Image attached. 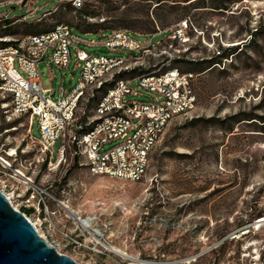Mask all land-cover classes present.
Masks as SVG:
<instances>
[{"label": "rangeland", "instance_id": "1", "mask_svg": "<svg viewBox=\"0 0 264 264\" xmlns=\"http://www.w3.org/2000/svg\"><path fill=\"white\" fill-rule=\"evenodd\" d=\"M11 1L17 3L0 5V17L14 25L3 30L0 23V37L28 35L31 27L22 22L40 24L34 28L44 32L84 20L110 31L130 26L131 38L144 44L138 66L146 73H163L175 59L202 61L204 68L221 61L201 73L176 65L193 75L196 105L169 127L140 182L92 176L67 164L51 172L35 168L27 119L0 98V190L19 212L32 209L23 214L38 235L80 264H264V224L257 229L264 218V0H162L158 22L156 1L148 8L141 0H82L93 4L95 16H80L68 0ZM148 24L151 34L142 30ZM95 32L72 28L82 41L75 47L95 56L128 55L97 45L107 31ZM80 77L74 57L66 68L38 65L40 85L56 92L54 100L66 97ZM127 81L137 94L127 101L154 98ZM31 134L40 137L36 120ZM59 146L51 148L53 159ZM31 194L32 206L26 202ZM76 212L94 218L101 235L73 221Z\"/></svg>", "mask_w": 264, "mask_h": 264}, {"label": "built area", "instance_id": "2", "mask_svg": "<svg viewBox=\"0 0 264 264\" xmlns=\"http://www.w3.org/2000/svg\"><path fill=\"white\" fill-rule=\"evenodd\" d=\"M68 2L74 11L83 5L82 0ZM16 3L0 0V5ZM130 33L107 31L97 44L108 50L124 49L128 51L127 56H95L78 49L75 44L82 41L73 35L72 27L65 24L38 35L0 39L10 43L0 47V98L7 101L12 114L27 119V137L38 156L34 159L35 168L44 167L48 172L66 164L70 168L77 159L78 167L85 168L92 176L140 182L147 173L152 153L169 127L194 110L196 98L190 73L181 74L173 69L114 81L116 75L139 67L138 53L144 49V44L131 38ZM73 57L76 68L81 70L80 80L66 97L54 100L56 92L40 85L38 65L46 61L66 68ZM127 80L135 82L139 89L148 90L154 98L147 103L127 101L126 97L137 95ZM112 81L113 86L99 98L87 118L86 125L91 128L80 133L79 105L86 102L94 90ZM35 120L38 139L31 134ZM57 141L60 146L53 159L51 148ZM109 144L113 145L105 150ZM20 178L34 186L32 179ZM33 198L31 194L27 204L32 206Z\"/></svg>", "mask_w": 264, "mask_h": 264}, {"label": "water", "instance_id": "3", "mask_svg": "<svg viewBox=\"0 0 264 264\" xmlns=\"http://www.w3.org/2000/svg\"><path fill=\"white\" fill-rule=\"evenodd\" d=\"M0 264H80L40 237L0 192Z\"/></svg>", "mask_w": 264, "mask_h": 264}, {"label": "trees", "instance_id": "4", "mask_svg": "<svg viewBox=\"0 0 264 264\" xmlns=\"http://www.w3.org/2000/svg\"><path fill=\"white\" fill-rule=\"evenodd\" d=\"M93 1H96L98 2L99 0H92L91 2ZM144 2V4L148 5V8L152 7V2L153 1H156L154 3V5H156L153 9V13H155V22H158L160 21V18L159 16L156 14V11L159 10L161 7H162V0H141ZM92 7H93V4L92 3H83L82 7L78 10H76L80 16H87V15H91V16H95L97 15L95 13L94 10H92ZM70 8H71V5H70ZM215 8V7H214ZM72 9V8H71ZM218 9V8H216ZM151 22V21H150ZM0 23H4L2 26H1V29L5 30L7 28H10L11 25H14L13 22L9 21V20H6L5 18L3 17H0ZM24 23L25 25L27 26H30L31 29H29L28 27H26V33H28V35H25V36H29V35H38V34H41V33H46V32H49L51 30H45L44 32H39V30L37 28H34L35 25H40V24H33L32 22L30 24H26L25 22H22ZM151 25V23H149ZM149 24L147 26H143L142 30L144 31H148V33H153V29H149ZM72 28H75L77 31L81 32V33H96L95 31L96 30H101V31H110L109 28L105 27V24L104 23H100V24H96V23H86L84 20L80 21V22H77L75 23L73 26H71ZM122 29H125L127 31H132L131 30V27L130 26H127V25H124L121 27ZM115 30H119V29H115ZM111 31H114V30H111ZM4 38H9L8 36H3V37H0V39H4ZM10 43L6 42V41H0V46L3 47V46H7L9 45ZM237 48L235 46L231 47V48H227L225 49L223 52V55L225 56V58H227L228 54H234V51L236 50ZM218 58V57H217ZM185 62L184 60H181V59H175L174 61H172V63L168 66V69H166L167 71L168 70H173V69H177L176 65H178L179 63H183ZM202 61L200 62H185V63H188L189 65L193 66V67H190L188 70L190 71H197V73H201L203 71H205L206 69H209L212 65L214 64H219V61L218 59H215L214 61H210V62H207L209 65L204 68L203 66H201L203 63H201ZM146 73L141 67H138L136 69H133L131 71H128V72H122L121 74L119 75H116L115 78H114V81L119 79V78H134L138 75H141V74H144ZM114 81L112 82H108V83H104L99 89H96L92 92V95H89L88 97V100L86 101L85 103V110L83 111V115L80 116V118L78 119V123L81 124V129L79 130L80 133H85L87 132L90 128H91V125H86V121H87V118L91 116V113H92V110L94 108V106L96 105V103L98 102L99 98L109 89L113 86L114 84ZM193 121L189 122V123H194V122H197L199 119H192ZM72 168H80L78 167V162H77V159L73 161L72 163ZM44 169V167H43ZM32 212V209H24V211H22V213H27V214H30Z\"/></svg>", "mask_w": 264, "mask_h": 264}, {"label": "bare ground", "instance_id": "5", "mask_svg": "<svg viewBox=\"0 0 264 264\" xmlns=\"http://www.w3.org/2000/svg\"><path fill=\"white\" fill-rule=\"evenodd\" d=\"M6 197H7V199L8 200H10L11 201V198L8 196V195H5ZM12 203V202H11ZM11 205H13V204H11ZM15 209H17V208H15ZM70 218L73 220V221H75L76 223H78V224H81V226H83L84 228H86V229H89V230H91L92 232H93V236L94 237H98V236H100L101 235V233H100V231L99 230H97V229H95V228H93V223H94V218H92V217H88V218H82L80 215H79V212H76V213H71L70 214ZM258 224L259 223H262L261 225H259L258 227H257V229H259L263 224H264V218L263 219H261L259 222H257ZM36 226V225H35ZM35 228H37V227H35ZM37 232H39V230L37 231ZM39 235H41L40 233H38ZM247 235V232H245V233H243L242 235ZM241 236V235H240ZM41 237V236H40ZM235 239H237V238H239V237H234ZM111 251H113V252H115V253H120V251H118L117 249H115V248H111Z\"/></svg>", "mask_w": 264, "mask_h": 264}]
</instances>
